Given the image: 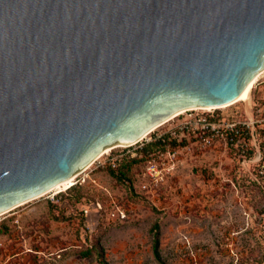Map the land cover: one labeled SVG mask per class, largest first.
I'll return each mask as SVG.
<instances>
[{"label":"water","instance_id":"1","mask_svg":"<svg viewBox=\"0 0 264 264\" xmlns=\"http://www.w3.org/2000/svg\"><path fill=\"white\" fill-rule=\"evenodd\" d=\"M263 67L264 0H0V214Z\"/></svg>","mask_w":264,"mask_h":264},{"label":"rangeland","instance_id":"2","mask_svg":"<svg viewBox=\"0 0 264 264\" xmlns=\"http://www.w3.org/2000/svg\"><path fill=\"white\" fill-rule=\"evenodd\" d=\"M250 98L215 106L216 113L264 119V72ZM177 119L132 145L144 148L135 161L113 165L122 145L113 146L67 185L2 212L0 264H101L99 252L108 264H264V187L253 180L252 163L239 175V156L225 141L184 140L163 179L149 176L150 157L168 158L148 138ZM256 131L264 142V120ZM254 155L250 150V160ZM110 168L129 180H118ZM156 222L160 260L152 246Z\"/></svg>","mask_w":264,"mask_h":264},{"label":"built area","instance_id":"3","mask_svg":"<svg viewBox=\"0 0 264 264\" xmlns=\"http://www.w3.org/2000/svg\"><path fill=\"white\" fill-rule=\"evenodd\" d=\"M215 109H185L166 121L168 122L174 117L178 118L176 124L169 126L165 133L148 138L149 143L160 142V148H166V157L168 158L167 162L151 157L147 160V172L154 182L163 179L168 164H171L176 158L177 149L175 146L184 140L195 139L196 142L203 145H211L215 141L223 140L239 156L237 162L239 175L242 170H249L252 163L253 180L264 187V142L256 131L257 123L264 119L254 118L252 115L244 118L220 116ZM137 142L121 146L113 155V165H116L118 161L134 158L139 149L143 150L142 145L138 150L132 147ZM252 149L255 155L250 160L249 151Z\"/></svg>","mask_w":264,"mask_h":264},{"label":"bare ground","instance_id":"4","mask_svg":"<svg viewBox=\"0 0 264 264\" xmlns=\"http://www.w3.org/2000/svg\"><path fill=\"white\" fill-rule=\"evenodd\" d=\"M264 72V67L259 70L245 85L244 87V90L231 102H229L230 104L232 102H235V101H238V100H244L245 102H248L251 98H250V95H251V90H252V86L253 84L255 83V81L259 78V76H261V74ZM227 103V104H229ZM227 104H223V105H219V106H224V105H227ZM209 108H215V106H195V107H192V109H209ZM185 109L183 110H180L174 114H172L169 118L161 121L160 123H158L157 125H155L154 127H152L149 131L145 132L144 135H143V138L146 137L148 135V133H150L152 130H155L156 128H158L159 126L163 125L167 120H169L171 117L177 115L178 113H181L182 111H184ZM143 138H140L139 140L143 139ZM135 142V141H134ZM133 142V143H134ZM132 144V143H131ZM120 146L119 144H110L108 145L105 149L102 150V152L96 157V159L103 153V152H106L107 150H109L111 147L113 146ZM123 146V145H122ZM93 163V162H91ZM89 163L85 169L91 164ZM81 172V171H78L76 173H74L73 175H71L70 177L62 180L61 182H58L57 184H55L53 187H51L50 189L58 186V185H67L68 183H70L76 176L77 174ZM50 189H48L46 192H48ZM46 192H43V193H46ZM43 193L41 195H43ZM40 196V195H38ZM37 196V197H38Z\"/></svg>","mask_w":264,"mask_h":264},{"label":"trees","instance_id":"5","mask_svg":"<svg viewBox=\"0 0 264 264\" xmlns=\"http://www.w3.org/2000/svg\"><path fill=\"white\" fill-rule=\"evenodd\" d=\"M158 143H160V142H158ZM152 145L154 144H156L155 142L154 143H151ZM136 160V158H133V159H131V161H129L128 163H130V162H133V161H135ZM122 165H125V164H121V166ZM127 166V165H126ZM109 173L112 175V176H114V177H116L118 180H125V179H128L127 178V176H126V174L123 172V171H120V172H118V171H116L115 169H113V168H110L109 169ZM129 180V179H128ZM130 186V188L132 187L131 186V184L129 185ZM152 231L154 232V236H153V252H154V255H155V257L158 259V260H160V252H159V231H158V223L156 222V223H154V225L152 226ZM90 253H91V250H86L85 252H84V254L85 255H90ZM99 255H100V262H101V264H108V262L106 261V259L104 258V256H103V254H102V252H99Z\"/></svg>","mask_w":264,"mask_h":264}]
</instances>
